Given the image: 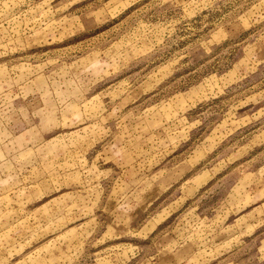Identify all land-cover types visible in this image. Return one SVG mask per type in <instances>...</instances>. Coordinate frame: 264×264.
I'll list each match as a JSON object with an SVG mask.
<instances>
[{"label":"rangeland","instance_id":"rangeland-1","mask_svg":"<svg viewBox=\"0 0 264 264\" xmlns=\"http://www.w3.org/2000/svg\"><path fill=\"white\" fill-rule=\"evenodd\" d=\"M0 264H264V0H0Z\"/></svg>","mask_w":264,"mask_h":264}]
</instances>
